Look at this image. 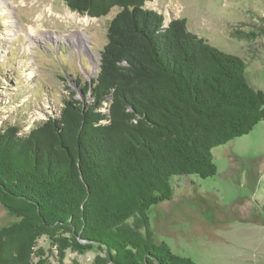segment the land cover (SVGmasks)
Returning <instances> with one entry per match:
<instances>
[{
    "label": "trees",
    "instance_id": "trees-1",
    "mask_svg": "<svg viewBox=\"0 0 264 264\" xmlns=\"http://www.w3.org/2000/svg\"><path fill=\"white\" fill-rule=\"evenodd\" d=\"M148 1L64 0L89 17L117 11L96 73L75 77L58 111L26 130L0 122V204L19 218L0 228V264L92 249L93 264H196L155 241L148 209L172 197L171 176L214 175L212 148L264 120V93L240 56Z\"/></svg>",
    "mask_w": 264,
    "mask_h": 264
},
{
    "label": "rangeland",
    "instance_id": "rangeland-1",
    "mask_svg": "<svg viewBox=\"0 0 264 264\" xmlns=\"http://www.w3.org/2000/svg\"><path fill=\"white\" fill-rule=\"evenodd\" d=\"M145 5L166 22L184 18L190 32L240 56L248 83L264 93V0ZM116 11L89 17L64 0H0V122L17 119L26 130L58 111L67 88L77 89L74 78L85 82L96 73L106 26ZM30 25L41 35L30 32ZM212 156L214 175L171 176L172 197L149 207L154 239L196 264H264V120L212 148ZM18 219L0 204V228ZM38 245L50 254L45 236ZM97 254L67 250L63 263L93 264Z\"/></svg>",
    "mask_w": 264,
    "mask_h": 264
},
{
    "label": "bare ground",
    "instance_id": "bare-ground-1",
    "mask_svg": "<svg viewBox=\"0 0 264 264\" xmlns=\"http://www.w3.org/2000/svg\"><path fill=\"white\" fill-rule=\"evenodd\" d=\"M68 13H69V11H68ZM71 14H72V15H71ZM70 15H71V16H70L69 18H74L75 13H71V12H70ZM37 28H38V27H34V26H31V25H30V27H29V31L32 32V33H35V32H37V31H39V34H38V35H41V34H40V29H37ZM38 35H37V33H36V37H37ZM91 55H92V54H91ZM93 56H94V55H93Z\"/></svg>",
    "mask_w": 264,
    "mask_h": 264
}]
</instances>
